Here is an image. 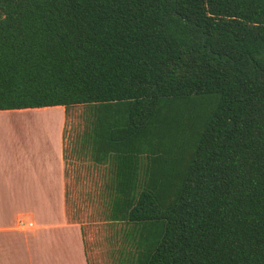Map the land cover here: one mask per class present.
<instances>
[{"label": "trees", "instance_id": "16d2710c", "mask_svg": "<svg viewBox=\"0 0 264 264\" xmlns=\"http://www.w3.org/2000/svg\"><path fill=\"white\" fill-rule=\"evenodd\" d=\"M56 105L117 264H264V0H0V110Z\"/></svg>", "mask_w": 264, "mask_h": 264}, {"label": "crops", "instance_id": "0c3cea01", "mask_svg": "<svg viewBox=\"0 0 264 264\" xmlns=\"http://www.w3.org/2000/svg\"><path fill=\"white\" fill-rule=\"evenodd\" d=\"M66 122L61 105L0 110V264H89L66 211Z\"/></svg>", "mask_w": 264, "mask_h": 264}, {"label": "rangeland", "instance_id": "374dc122", "mask_svg": "<svg viewBox=\"0 0 264 264\" xmlns=\"http://www.w3.org/2000/svg\"><path fill=\"white\" fill-rule=\"evenodd\" d=\"M87 107L67 110L64 151L70 183L66 204L67 217L80 224L89 264H117L121 249L127 246L124 225L110 221L105 169L95 165L80 149L79 137L86 126Z\"/></svg>", "mask_w": 264, "mask_h": 264}]
</instances>
